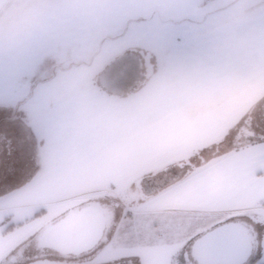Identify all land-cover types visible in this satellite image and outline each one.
<instances>
[{
	"label": "crops",
	"instance_id": "1",
	"mask_svg": "<svg viewBox=\"0 0 264 264\" xmlns=\"http://www.w3.org/2000/svg\"><path fill=\"white\" fill-rule=\"evenodd\" d=\"M2 49L48 62L27 101L33 118L59 123L49 156L64 157L3 192L2 225L149 172L135 213L151 238L123 246H174L184 257L230 215L259 235V222L240 216L264 211V141L222 155L205 146L264 92V0H0ZM6 228L0 257L17 240Z\"/></svg>",
	"mask_w": 264,
	"mask_h": 264
},
{
	"label": "rangeland",
	"instance_id": "2",
	"mask_svg": "<svg viewBox=\"0 0 264 264\" xmlns=\"http://www.w3.org/2000/svg\"><path fill=\"white\" fill-rule=\"evenodd\" d=\"M111 1L108 0L109 5H111ZM160 1L162 0H156V3ZM104 22L107 21L104 20ZM21 55H23L22 48ZM16 58L13 56L10 60L7 50H0V196L9 188L15 189V187L30 179V181L38 179L40 170L42 173L47 169L44 166L47 167L50 164L49 162H56L64 158L62 156H49L50 152H57L54 150L56 148L52 146L56 144L55 141L53 142L54 135L62 134L58 130L56 131V128L59 129V123L52 118L36 116L33 118L30 111L34 112V110H30L27 101L31 91L29 87L40 84L38 81L43 80L36 79L33 74L37 72V68H39L38 71H48V62L34 63L32 66L25 63L23 58H21V62ZM260 94V100H256L254 105L247 106L243 114L240 115L241 117L231 124V132L225 135L224 138L219 135V128L213 129L216 131L213 137L215 141L210 140L208 142L209 144L205 146L206 152L222 155L256 141H264V92H260ZM53 133L54 135H52ZM211 135L213 136V134ZM221 137L223 139H220ZM196 158L197 154L195 153L189 156L188 160H190V163L195 164ZM181 166H184V164ZM174 170L175 174H180L183 167L176 165ZM178 170L179 172H177ZM148 173L135 175L134 178L136 179L131 183L107 186L102 192L93 193L92 196L86 198L88 201L83 202L81 198H70L62 205H56L57 203L50 204V206L33 205L31 212L21 222L15 220L14 225L9 223L6 226L0 223L2 225L0 230L7 227L16 231L14 233V239H17L16 244L10 242L9 247L13 246L10 252H14L15 249L22 250L25 246L27 248L25 253L28 255L26 259L23 257L9 259L11 254L6 251L0 257V264H113L117 262L124 264V261L128 262L129 260L131 261L130 264H183V252L177 254L178 258L174 254L178 251V247L156 245L153 249L152 247L147 248L140 245V247H133L132 249L123 246V242L131 247L133 243L143 242L151 238L147 234L148 231H152L151 225L143 227L138 222L141 217H144V214L135 213L136 207L144 197V193L152 188V184H154L150 175H147ZM139 178L144 179L142 182L143 191L139 187V180H137ZM165 181L169 182L166 179ZM63 189L64 187L61 185L59 191ZM54 191L56 192V190ZM47 193L48 197L53 194L52 190ZM89 202H98L109 207L113 215L110 227L106 229L103 239L97 246L87 251V253L76 255V258H63L54 251L47 253L46 256H40V253L32 251V247L36 246V238L45 225L61 219L62 214L68 209L76 206L81 207ZM263 213L262 209L259 208L240 216L245 219H255L259 222L258 229L256 228L259 234L256 237L257 244L250 258V260L257 258V261L251 264L264 263V260L261 259L264 258ZM7 220L10 222V218ZM149 220L144 219V221ZM227 220L235 223L238 218L235 215H230ZM119 240H121V243L118 242ZM189 249L184 247L183 250L186 253Z\"/></svg>",
	"mask_w": 264,
	"mask_h": 264
},
{
	"label": "water",
	"instance_id": "3",
	"mask_svg": "<svg viewBox=\"0 0 264 264\" xmlns=\"http://www.w3.org/2000/svg\"><path fill=\"white\" fill-rule=\"evenodd\" d=\"M111 219L100 203L89 202L44 226L36 238V247L61 255L87 253L103 239ZM254 248L249 228L239 222H229L193 240L184 257L189 261L187 264H246Z\"/></svg>",
	"mask_w": 264,
	"mask_h": 264
},
{
	"label": "flooded vegetation",
	"instance_id": "4",
	"mask_svg": "<svg viewBox=\"0 0 264 264\" xmlns=\"http://www.w3.org/2000/svg\"><path fill=\"white\" fill-rule=\"evenodd\" d=\"M83 206H85V205H83ZM83 206H81V207H83ZM103 206V208L105 209V211H106V213L108 214V215H111V216H113L112 214H111V211H110V209H109V207H107V206H104V205H102ZM80 207H74V208H72V209H68L65 213H63L62 214V216L64 215V214H66V213H68V212H70V211H74L75 209H79ZM62 218V217H61ZM113 218V217H112ZM111 221H112V219H111ZM51 224V223H50ZM46 226V225H45ZM110 227V226H109ZM250 230V232L252 233V235H253V238H254V242H255V247H256V244H257V242H256V240H257V234L254 232V231H252L251 229H249ZM31 244H32V242H31ZM34 244V243H33ZM28 245H30V244H28ZM16 251V252H15ZM32 251H36V252H38V253H40V256H42V255H44V256H46V255H48L47 253H50V252H52L51 250H48V249H43V248H41V249H38L36 246L35 247H32ZM25 252H27V248L24 246L23 247V249L21 250V249H15L14 250V252H12L13 253V255H14V253H16L14 256L11 254L10 256H9V259H13L14 257H16L17 259H18V257H20V258H25L26 259V256H28ZM55 252V251H54ZM57 253V252H56ZM57 254H59V253H57ZM61 257H74V258H76V256H73V255H61V254H59ZM124 264H130V261H128V262H123ZM187 263H189V261H187L186 260V257H183V264H187ZM113 264H121L120 262H117V263H113Z\"/></svg>",
	"mask_w": 264,
	"mask_h": 264
},
{
	"label": "trees",
	"instance_id": "5",
	"mask_svg": "<svg viewBox=\"0 0 264 264\" xmlns=\"http://www.w3.org/2000/svg\"><path fill=\"white\" fill-rule=\"evenodd\" d=\"M27 259H28V258H27ZM256 261H257V258H254V259L250 260V262H249L248 264L254 263V262H256ZM262 264H264V263H262Z\"/></svg>",
	"mask_w": 264,
	"mask_h": 264
}]
</instances>
